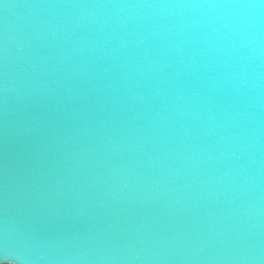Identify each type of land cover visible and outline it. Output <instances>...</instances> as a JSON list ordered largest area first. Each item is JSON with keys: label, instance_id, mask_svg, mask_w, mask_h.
Instances as JSON below:
<instances>
[{"label": "water", "instance_id": "water-1", "mask_svg": "<svg viewBox=\"0 0 264 264\" xmlns=\"http://www.w3.org/2000/svg\"><path fill=\"white\" fill-rule=\"evenodd\" d=\"M6 261L264 264V17L0 0Z\"/></svg>", "mask_w": 264, "mask_h": 264}, {"label": "clouds", "instance_id": "clouds-1", "mask_svg": "<svg viewBox=\"0 0 264 264\" xmlns=\"http://www.w3.org/2000/svg\"><path fill=\"white\" fill-rule=\"evenodd\" d=\"M204 3L211 9L238 10L240 13H246L247 17H264V0H204ZM240 19L245 22L244 15H241ZM252 27H255V24H252Z\"/></svg>", "mask_w": 264, "mask_h": 264}, {"label": "snow or ice", "instance_id": "snow-or-ice-1", "mask_svg": "<svg viewBox=\"0 0 264 264\" xmlns=\"http://www.w3.org/2000/svg\"><path fill=\"white\" fill-rule=\"evenodd\" d=\"M5 264H15V261H6Z\"/></svg>", "mask_w": 264, "mask_h": 264}]
</instances>
